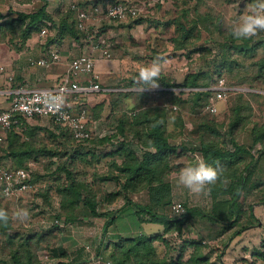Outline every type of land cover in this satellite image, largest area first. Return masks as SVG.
<instances>
[{
  "label": "rangeland",
  "instance_id": "rangeland-1",
  "mask_svg": "<svg viewBox=\"0 0 264 264\" xmlns=\"http://www.w3.org/2000/svg\"><path fill=\"white\" fill-rule=\"evenodd\" d=\"M43 1L47 0H15L16 4H13V7L21 10V2L27 3L30 6H41ZM102 1L48 0L47 2L50 3L49 6H69L72 3H79L81 6H85L86 4L93 2L101 3ZM118 1L121 3L130 2L137 4V7L140 8V13L135 20L138 19V22L146 20L148 27L144 29L143 33L146 37L142 36V39L138 43L140 44L139 47L143 46V49L146 48L145 51H142V54L134 58L137 59L134 60V63L138 64V68L136 66L131 67L127 78L116 77L114 83L107 85V87L110 86V88L115 90L103 91L98 94L94 93L90 97L89 104H86L85 109L88 110L89 116L90 114L92 115L94 121V123H88L93 137L98 138L96 132L100 135L103 133L108 135L113 134L115 135L113 143L116 145L122 141L129 143L132 150L141 153L144 150L143 146L140 145L139 147L135 140L132 139V136L126 133L124 135L120 134V124L123 122V126L127 132H134L133 125L126 123L123 115L132 117L135 112H138L142 108L154 107L156 100H158L167 106L165 107L168 109H166V118L170 124L167 123L166 130L168 135L172 136L170 142L176 144L177 149H180V146H184L185 140L189 142L195 140L199 133L210 135V131L206 127H210L209 123L211 122L224 124L221 129L217 127L221 130V138L220 136H214V140H221L222 135H225L224 130L229 120L230 108L234 105L236 98L240 93H243V100L245 102L255 100L256 93L254 91L264 92V77L254 81L252 84H242L239 86H231L228 82L230 77L226 74L217 77L212 63L213 60L211 59L214 46L217 42L221 41V38L213 26H209L208 18L207 24H204L203 27L201 24L193 26V23L197 21L198 16L209 15L212 17L214 24L221 23L223 29L227 30L233 27L234 22L240 16L247 14L252 5L249 6L246 3L247 1L244 3V0H163L158 5L154 4V0ZM215 19L218 21L216 22ZM179 23L187 25L190 34L186 43L188 46L185 50L175 54L174 47H176V44H172L171 39L179 36ZM45 29L47 30V36L56 30L55 28H51L50 30L48 27H45ZM123 30H120L121 34L122 32L125 34ZM103 37L107 42L110 40L109 33ZM144 41H146L145 46ZM148 41L150 44L147 45ZM255 42L258 43L259 39L256 38ZM110 50L112 58L119 56V54L115 56L117 54L116 48L114 51L113 46H111ZM261 56H264V51L259 49L255 57L259 58ZM159 57L163 59L160 60L161 71L157 86L151 88L153 87L151 84L139 83L137 75L139 69L150 66ZM106 59H110V57ZM243 62L247 63V61ZM201 71H208L210 73V86L212 89H215L218 80L222 79L224 81L223 86L228 92L225 101L218 103L215 113H210L205 109L206 106L212 103L216 104L215 91L208 98H204V101H197L198 99L191 96V92L196 89H184L183 94L180 95L178 94V89L175 88L172 94H168L166 93V88L160 85V78L162 76L166 77L173 84H181L182 81L180 80L186 73ZM124 80L126 83L133 80L130 85H127L129 86L127 88L131 89L121 90L125 87ZM141 88L145 89L139 91ZM125 93L135 94L130 100L120 98ZM249 106L251 110L244 111V114L249 113L252 116L253 112L250 103ZM95 122L97 123L96 125ZM47 125L52 127L53 123L50 120H38L33 125L35 127H33L34 132L31 137L36 145L40 147L45 146L46 149L51 152L56 151L57 154L55 156H49L48 154L32 156L22 167L29 173L30 190L13 198H3L0 196V204L5 212L8 213L11 224L9 234L14 235V239L9 241L7 236L0 234V264H10L9 252L15 249L23 251L25 247L22 246L21 240L29 237L32 239L30 247L40 264H86L90 256L96 253L100 243L104 246L106 245V249H108L105 253L101 251L100 256H103L104 260H108L105 258V254L111 251L115 262L118 264H161L162 262L167 264L169 262L188 264L189 262L190 264L191 260L197 255H200L199 257L205 264H210L209 259L212 258V254L209 251V245H202L203 248L200 245L199 251H197L195 247L191 248L185 244L184 237L180 231L176 234L173 230H170L165 232V234L155 235V238L152 237L151 243L133 248L132 244L128 243L127 240H119L116 232L117 228L114 225L107 229V234L103 238L99 233H101V226L104 224L105 218L93 217L87 207L81 203L73 208L69 206L71 204L67 203L64 206L68 211L74 210L72 214L74 218L73 222H66L62 210L60 211V218H58L56 216L59 213L60 207L58 192L71 182L66 176V172L71 174L72 180L77 186L81 184L86 188L88 187L94 194L98 202L97 212L99 214H111L114 210L119 212L125 202L124 200H126L123 196L124 194L121 197L113 198L110 203H106L103 198L119 190L120 185L118 186L113 181L102 180L99 177L106 176L107 174L110 175L111 173L116 174V171L112 170L110 164L115 161L120 163L123 156L121 153L111 155L116 148L118 149L116 145L103 144L92 146L91 144L85 145L83 143L70 142L66 139L68 138L67 135L66 138H61L57 135L58 131L54 133L47 132ZM4 145L5 133L0 132V158L3 156L1 148ZM183 150H179L182 154H178L176 151L175 154L171 155L170 163L172 158L174 160H181L183 157L184 159L188 158L190 160L193 158L195 160L194 154L188 155L185 152L186 149ZM13 164L16 165L7 158H1L0 160V168L10 169L13 168ZM180 170L181 168H178L173 171L176 173L180 172ZM151 188L144 187L138 192L130 193L128 198L140 205H148ZM88 189L86 192H88ZM107 198L109 199V197ZM171 204L170 202L165 207L161 206L157 209V212L165 216L174 217L170 212ZM18 210H26L28 217L26 219L17 218L15 213ZM118 212L117 217L119 216ZM126 220V218H123V221ZM134 228L138 232L139 226L134 225ZM156 236L159 237L157 238ZM98 238L102 239L98 241ZM51 248H63L64 255L60 258H53ZM215 258L217 259V256ZM103 264L109 263H105L104 261Z\"/></svg>",
  "mask_w": 264,
  "mask_h": 264
},
{
  "label": "trees",
  "instance_id": "trees-1",
  "mask_svg": "<svg viewBox=\"0 0 264 264\" xmlns=\"http://www.w3.org/2000/svg\"><path fill=\"white\" fill-rule=\"evenodd\" d=\"M4 0H0L3 3ZM162 0H154V4H161ZM247 1V0H245ZM118 0H103L99 3L101 6H108L110 4L118 3ZM42 8L32 14L17 13L14 19H4L5 16L0 14V44L6 41L18 49L19 45H22L26 40H28L32 35L38 34L42 29L48 27L55 28L58 35L69 34L74 38L79 36V32L74 26L73 12L70 8H65L60 12L58 26L55 24L50 26L47 21H51L49 15L45 11L47 2L43 1ZM81 6V5H80ZM138 17V16H137ZM136 17V18H137ZM130 18L129 26L139 23L138 19ZM207 18L209 26H213L215 31L221 38L220 42H217L214 46V52L212 55V63L214 70L217 73V77H221L226 74L228 77V82L231 86H239L242 84H252L256 80H260L264 77V56L256 58L257 51L262 49L264 51V35L262 32L258 33L255 37L244 41H236L230 36V29H223L221 23L214 24L212 17L209 15L198 16V19L193 26L201 24H207ZM217 22L218 20L215 19ZM51 23V22H50ZM128 26V27H129ZM179 36L171 39L172 44H176L174 51H183L188 46L186 45L190 31L188 26L179 23ZM193 29V28H192ZM208 31H211L207 29ZM262 34V35H260ZM261 36V38H259ZM258 38L259 42L256 43L255 39ZM163 56V55H162ZM189 56V55H187ZM243 61H247L244 63ZM210 73L208 71H201L197 73H188L181 84H173L169 82L166 77L160 78V85L166 88V93L172 94L173 89H181L178 94H183L185 89H196L191 92V96L198 99L197 101H204V98H208L215 90L210 86ZM126 83L124 80V88H127L131 82ZM136 88V87H134ZM137 89V88H136ZM133 92V91H131ZM135 93H125L120 96V98H126L130 100ZM140 94V93H137ZM249 102L243 100V93H240L236 98L234 105L230 108V116L227 125L225 126V135H222L221 140H214V136H220L221 129L224 124H215L213 122L209 123V126H205L209 131L210 135H205L199 133L196 141L197 148L192 151H198L203 161L215 167L219 163L222 167L220 170V176L217 182L210 186V193L213 199H216L219 195H229L230 204L233 205L238 201L242 192L245 190L246 185L251 177L252 170L257 162V159L252 157L251 152H255L257 156L264 155V126L258 127L254 125L251 129L252 134V144L249 147H244L238 145L235 142L236 135L244 129V127L250 121L249 113L244 114V111H250ZM137 111V110H136ZM128 113V112H127ZM130 114V113H128ZM123 119L126 123L133 125L134 132H127L123 126V122L120 124V134L125 133L132 136V139L141 146H143V151L137 153L135 150L130 148V144L126 142H121L120 144H115L112 141L115 139V135H104L98 138L92 137L83 141L75 140L69 131L61 128L58 125H53L52 127H47V132H56L61 138H66V135L70 142L83 143L85 145L91 144L92 146H100L103 144H110L118 146V149L111 154L115 155L121 153L123 158L118 162H112V170L116 171V174H110L106 176L99 177L102 180L113 181L118 184L120 188L113 194H110L109 199H105L106 203H110L113 198L121 197L122 194L126 198L123 203L124 208L135 207L140 214L147 215L150 221L157 222L164 225V231H177L179 232L184 221L187 217L186 210L184 208V213L181 216L169 217L164 214L157 212V209L167 206L171 202V190L169 183L167 182L168 176L173 172V168L170 163V156L175 154L177 151V146L170 143L171 135L167 133V118H166V108L162 106L147 107L135 112L134 116L129 117L128 115H123ZM89 123V122H88ZM33 127L35 126H22V133L16 132V130L9 129L4 131L5 133V145L1 148L2 157L10 159L16 165H12V170L24 169L22 168L24 164L32 157L38 154H48L49 156H55L57 153L51 152L46 149L45 146L40 147L36 145L35 141L31 137L33 134ZM219 129H218V128ZM141 129V130H140ZM117 131V130H116ZM213 136H212V135ZM23 135V136H22ZM113 143V144H112ZM180 149H185L180 146ZM179 149V148H178ZM193 153V152H192ZM243 155H248L250 160L245 163L240 171L237 170V165L244 163ZM243 157V158H242ZM0 158V160H1ZM15 166V167H14ZM17 166V167H16ZM64 171V170H63ZM66 176L71 180L70 184L61 188L58 192L59 194V213L57 217L60 218V211L64 213L66 222H73L74 218L72 216L73 211H68L64 208L65 205L70 207H76L80 203L87 207L90 214L93 217L105 218L103 224V238L106 235L107 229L110 225L114 223L117 219V212L112 211L111 214H99L97 212V201L94 194L81 184L73 182L71 174L66 172ZM228 182V187L225 188L224 182ZM30 183V179H29ZM31 185V184H30ZM144 187H154L149 191V204L140 205L138 203L132 202L128 196L130 193L138 192ZM88 189V192H86ZM123 192V193H121ZM0 196H2L0 192ZM62 201V202H61ZM67 203V204H66ZM0 211H5L0 204ZM57 218V219H58ZM210 218L215 221H221L220 217L210 214ZM11 224L8 218L6 224L0 223V234L8 237L9 241L14 239V235H10ZM8 233V235H7ZM155 238V236H152ZM152 237L141 236V235H131L129 237L121 238L120 241L127 240L128 243L132 244V247L144 246L147 243H151ZM157 238L159 236H156ZM22 246H24L23 251L15 249L9 252L10 264H40L33 250L30 247L32 242L31 237L27 239H22ZM199 251V247L196 248ZM107 252L106 245L99 244V247L95 255H100V252ZM51 253L53 258H60L63 256V248H51ZM200 255L195 256L190 264H205ZM104 260L102 256V261L109 264H118L115 262V258L112 256V252L105 254ZM161 264H167L162 262ZM168 264H174L169 262ZM189 264V262H188Z\"/></svg>",
  "mask_w": 264,
  "mask_h": 264
},
{
  "label": "crops",
  "instance_id": "crops-1",
  "mask_svg": "<svg viewBox=\"0 0 264 264\" xmlns=\"http://www.w3.org/2000/svg\"><path fill=\"white\" fill-rule=\"evenodd\" d=\"M255 2L256 0H247L246 3L249 6H253ZM13 4H16L15 0H4L3 3H0V14L5 16L4 19H14L17 13L32 14L43 7L42 5L30 6L21 2L20 7L22 9L18 10L13 7ZM49 5L50 3L47 2L45 11L51 21L46 23L50 26L54 24L58 26L60 12L69 6ZM83 7L80 6V8ZM158 7L156 8L158 9ZM128 26L129 21L122 23L118 27L116 24L103 25V34L109 33L110 36V40L107 42L110 54L112 53L110 50L111 46H113L114 51L116 48L117 54L115 56L119 54L118 57H111L110 59H102L98 52H92L89 45L85 43L81 33H79L77 38L69 34L58 35L56 30L49 33V36L46 35L42 38L39 33L34 34L22 45H19L18 49L12 47L8 41L1 43L0 66L3 67V71L0 72V109L4 110L9 107L8 93L18 87L32 89L57 86L66 77L71 62L82 54H91L96 57L94 72L97 75L96 83L101 87L100 92L115 90L110 88V86L107 87V85L114 83L116 77L127 78L131 67L136 66L138 68V64L134 63V60L137 59L134 58L142 54V51H145L146 48L143 49V46L139 47L140 44L138 43L142 36L146 37L143 35L144 29L148 27L146 20L140 21L131 27ZM121 29H124L125 34L123 32L121 34ZM262 34L264 35V32ZM118 42L119 44L117 45ZM144 42L145 46L146 41ZM148 44H150L149 41L147 42ZM50 50L56 51L60 56V60L50 63L47 67L37 65L36 62L44 58ZM177 52L180 51H175V54ZM187 74L182 76V79ZM75 79L82 80V77L79 76ZM182 79L180 81H183ZM125 89L131 88H123L121 90ZM177 89L178 91L181 90ZM254 93H256L255 100H248L253 114L249 123L235 138V142L244 147H249L252 144V127L254 125L258 127L264 126V92L257 90ZM91 96L93 94L69 104L73 106V109L75 108L74 110L79 107L85 109ZM224 101L225 99L217 101L215 107L217 108L218 103ZM154 106L167 107L163 105L162 101L158 100H156ZM89 117V122L94 123L91 114ZM167 123H169L168 119ZM96 135L100 137L106 135V133L100 135L96 132ZM185 141L183 144L186 149L185 152L188 155L194 154L195 160L193 158L190 160L188 158L184 159L183 157L181 160L172 158L171 167L173 170L182 169L203 160L198 151H192L197 148L195 141ZM179 150L177 149L178 154H182ZM251 154L252 157L257 159V162L245 190L233 205L230 204V197L227 194L219 195L216 199H213L210 191L202 194L190 193L187 189L178 185L179 172L175 173L173 171L167 178L171 190V203H180L186 210L187 217L180 229L185 244L191 248H198L200 245L208 244L209 251L212 254V258L209 259L210 264H264V155L257 156L255 152H251ZM243 156H245L244 158L242 157L244 163L237 165L238 171L250 160L248 155ZM224 185L227 188L229 184L226 181ZM118 214L116 221L108 229L114 225L117 228V235L121 238L131 235L152 237L162 233L165 234L164 225L150 221L147 215L140 214L135 207H122ZM210 214L220 217L221 221L211 219ZM118 218H120L119 221ZM123 218L127 220L123 221ZM134 225L139 226L138 232L135 230ZM101 229L99 234L103 235V225ZM174 232L177 234V231ZM99 239L102 238H98V241ZM76 255L79 256L78 254ZM216 256L217 259L215 258Z\"/></svg>",
  "mask_w": 264,
  "mask_h": 264
},
{
  "label": "built area",
  "instance_id": "built-area-1",
  "mask_svg": "<svg viewBox=\"0 0 264 264\" xmlns=\"http://www.w3.org/2000/svg\"><path fill=\"white\" fill-rule=\"evenodd\" d=\"M133 3H114L101 6L97 2L86 4L80 8L79 3L69 5L73 12L75 29L82 34L83 39L89 45L92 52H98L100 58H111L108 44L103 37L104 24L121 25L130 18H136L140 8ZM47 30L44 28L39 36L45 37ZM60 60L59 54L50 50L48 54L36 62L39 66L47 67L50 63ZM96 57L91 54H82L74 59L67 71V75L57 86L51 88L27 89L18 87L9 94V107L0 109V132L14 129L22 133V126H33L38 120H50L53 125L70 132L77 141H83L93 137L88 127L89 114L86 109H73L72 104L80 98L99 93L101 87L96 83L97 75L94 72ZM3 67L0 66V72ZM82 77V80L75 78ZM224 81L218 80L215 100H223L227 90L223 86ZM70 103V104H69ZM206 111L216 112L215 104L206 106ZM50 128L48 125L46 126ZM29 173L25 169L0 168V192L3 198H13L30 190ZM184 207L180 203H172L170 212L174 216H181ZM104 242V240H103ZM86 264H103L100 255H91Z\"/></svg>",
  "mask_w": 264,
  "mask_h": 264
},
{
  "label": "clouds",
  "instance_id": "clouds-1",
  "mask_svg": "<svg viewBox=\"0 0 264 264\" xmlns=\"http://www.w3.org/2000/svg\"><path fill=\"white\" fill-rule=\"evenodd\" d=\"M264 32V0H256L247 14L239 17L230 29V36L236 41H244L255 37L258 33ZM157 58L150 66L141 67L138 71V82L151 84L154 88L160 75V60ZM149 88V87H145ZM145 88L139 89V91ZM221 165L217 163L215 167L201 160L194 165L182 168L179 172L177 183L192 194H202L210 191V186L214 185L220 176ZM15 215L17 218L26 219L28 212L18 210ZM8 222V213L0 211V223Z\"/></svg>",
  "mask_w": 264,
  "mask_h": 264
}]
</instances>
